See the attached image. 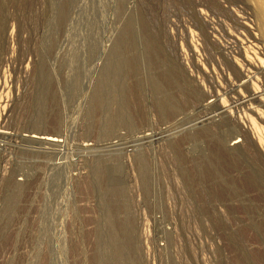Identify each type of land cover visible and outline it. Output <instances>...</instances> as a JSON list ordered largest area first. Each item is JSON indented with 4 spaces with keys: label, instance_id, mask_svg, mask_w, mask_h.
Returning a JSON list of instances; mask_svg holds the SVG:
<instances>
[{
    "label": "rangeland",
    "instance_id": "rangeland-1",
    "mask_svg": "<svg viewBox=\"0 0 264 264\" xmlns=\"http://www.w3.org/2000/svg\"><path fill=\"white\" fill-rule=\"evenodd\" d=\"M237 4L0 0V264H264V172L189 131L177 71L190 8L231 31L216 8L248 17L264 67V0ZM30 135L66 147L23 154Z\"/></svg>",
    "mask_w": 264,
    "mask_h": 264
},
{
    "label": "bare ground",
    "instance_id": "bare-ground-1",
    "mask_svg": "<svg viewBox=\"0 0 264 264\" xmlns=\"http://www.w3.org/2000/svg\"><path fill=\"white\" fill-rule=\"evenodd\" d=\"M242 2L243 0H232L233 4H241ZM206 5L208 6V3ZM212 5L217 7L214 4ZM210 6L211 4L209 8ZM214 7L213 11L215 9ZM190 9L191 10L188 9L187 14L192 18L189 19L193 22V24L190 25H193V30L195 29L196 31L195 34H193V31H190V29H188L190 32L187 31L189 35L186 40L189 41L187 43L188 48H186L189 49V54L187 53V56L189 55L190 68L187 66L188 63H184L186 58L183 52L185 53V51H181L182 53L177 51L176 54L179 64L177 71L182 76L180 77L185 84V86L183 85L186 91V96L184 97L187 103H185L188 105V109L197 113L199 112L202 115L192 122L189 131H207L212 135L224 136L226 139L223 137L221 141L219 136H215L220 143L223 141V144L221 143L223 151L228 152V154L230 153V155L234 156L235 160H241L240 162L245 166L246 171L253 176L251 179L258 178L259 180V167L260 171L264 172V140L259 137V131L262 130L260 129L259 123L264 127V113L261 112V110L264 109V67L263 62L259 60L258 53L259 31L257 32L258 35H255V31L258 29L253 31L252 28L254 27L251 26V28V24H248L249 18L247 16L248 19L245 18L236 10L229 7L227 9L216 8L217 11H215L216 13L222 14V16H227V18L231 20L233 24L230 21L228 22L234 25L232 31L222 24L224 21L222 23H217L209 17L210 15L207 16L208 13L205 14L204 11L198 8ZM213 13L211 15H215ZM218 13L217 16L215 15V18L219 16ZM241 13H246L245 9L244 12L242 11ZM262 14L263 15L259 16V18L262 17L261 20L264 21V13L262 12ZM263 25L264 23L261 28H264ZM243 34L250 36L252 41L250 39V42L245 41L246 39L242 40ZM194 36L196 38H194ZM222 37L227 39L229 42L228 45V42H225V45H223L224 42L223 44L220 42ZM194 39L196 40L194 41ZM183 57L185 59H183ZM259 76L263 78V83L261 84H259ZM203 82L204 84L205 82L208 84L209 91H206V88L204 89ZM225 90L227 91L226 94H228L227 99L223 98V96L226 95L224 93ZM186 131L187 130H185V132ZM6 133H0V138L2 140L10 138L8 137L9 134ZM25 137V142L35 146L28 147L38 150H20L21 153L26 155H33L36 157L47 156L50 155V151H63V148L66 147L59 138L53 136L30 135ZM141 139L151 140L152 137L150 135H143ZM122 146L124 145L121 144V141L119 144L118 142H110L100 147L98 145V151L101 155H104ZM82 147L84 150L92 148L90 145H83ZM95 156H98V153ZM83 158L86 160L84 155Z\"/></svg>",
    "mask_w": 264,
    "mask_h": 264
}]
</instances>
